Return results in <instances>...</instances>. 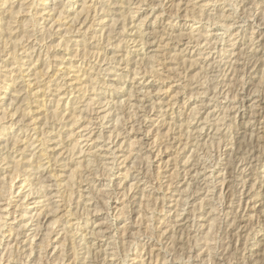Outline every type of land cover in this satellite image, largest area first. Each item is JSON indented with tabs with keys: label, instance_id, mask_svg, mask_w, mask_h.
<instances>
[{
	"label": "rangeland",
	"instance_id": "obj_1",
	"mask_svg": "<svg viewBox=\"0 0 264 264\" xmlns=\"http://www.w3.org/2000/svg\"><path fill=\"white\" fill-rule=\"evenodd\" d=\"M263 76L264 0H0V264H264Z\"/></svg>",
	"mask_w": 264,
	"mask_h": 264
},
{
	"label": "bare ground",
	"instance_id": "obj_2",
	"mask_svg": "<svg viewBox=\"0 0 264 264\" xmlns=\"http://www.w3.org/2000/svg\"><path fill=\"white\" fill-rule=\"evenodd\" d=\"M230 1H231V0H230ZM225 3H226V2H225ZM229 3H230V2H229ZM232 3H233V2H232ZM235 6H236V4H235ZM232 7H234V6H232ZM232 9H233V8H232ZM237 9H238V8H237ZM16 11H17V10H16ZM239 11H240V10H239ZM11 12H12V10H11ZM15 13H16V12H15ZM238 13H239V12H238ZM250 13H251V12H250ZM12 14L14 15V13H12ZM233 14H234V13H233ZM249 15H250V14H249ZM11 16H12V15H11ZM218 16H219V15H218ZM224 16H225V15H223V17H224ZM239 16H240V15H239ZM241 16H242V15H241ZM241 16H240V17H241ZM251 16H252V15H251ZM218 18H219V17H218ZM196 19H197V17H196ZM208 19H209V18H208ZM237 19H238V18H237ZM199 20H200V19H199ZM199 20H198V21H199ZM235 21H236V20H235ZM222 24H223V23H222ZM225 24H226V23H225ZM229 25H230V24H229ZM208 27H209V26H208ZM228 27H229V26H228ZM226 28H227V27H226ZM230 28H231V27H230ZM206 32H207V30H206ZM208 37H209V36H208ZM208 37H207V38H208ZM28 38H29V37H28ZM69 39H70V38H69ZM205 39H206V38H205ZM64 42H65V41H64ZM120 42H121V41H120ZM65 44H66V42H65ZM68 44H69V43H68ZM118 44H120V43L118 42ZM248 45H249V44H248ZM66 46H67V45H66ZM142 46H143V45H142ZM211 46H212V45H211ZM66 50H67V48H66ZM28 55H29V54H28ZM232 55H233V54H232ZM31 56H32V55H31ZM112 59H113V58H112ZM141 59H142V58H141ZM20 60H21V59H20ZM15 61H16V59H15ZM208 63H209V62H208ZM20 68H21V67H20ZM262 72H263V71H262ZM263 77H264V76H263ZM214 78H215V77H214ZM214 78H213V79H214ZM243 85H244V84H243ZM260 88H261V87H260ZM141 89H142V88H141ZM256 90H257V88H256ZM133 91H134V90H133ZM139 91H140V90H139ZM207 91H208V90H207ZM253 91H254V90H253ZM257 91H258V90H257ZM262 91H263V90H262ZM259 92H260V91H259ZM132 93H133V92H132ZM142 93H143V92H142ZM202 93H203V92H202ZM228 93H229V92H228ZM131 95H132V94H131ZM225 95H226V94H225ZM227 95H228V94H227ZM132 96H133V95H132ZM223 96H224V95H223ZM140 98H141V97H140ZM258 98H259V97H258ZM103 101H104V100H103ZM240 102H241V101H240ZM133 104H134V103H133ZM259 104H260V103H259ZM112 105H113V104H112ZM117 105H118V104H117ZM119 105H120V104H119ZM152 105H153V104H152ZM254 106H255V105H254ZM121 107H122V106H121ZM225 108H226V107H225ZM225 108H224V109H225ZM113 109H114V108H113ZM115 109H116V108H115ZM123 109H124V108H123ZM153 109H155V108H153ZM131 110H132V109H131ZM147 110H148V109H147ZM55 112L58 113V111H55ZM108 112H109V111H108ZM135 112H137V111H135ZM120 113H121V112H120ZM225 113H226V112H225ZM60 114H61V113H60ZM62 114H63V113H62ZM117 114H118V113H117ZM103 115H104V114H103ZM106 115H107V114H106ZM106 115H105V116H106ZM113 115H114V114H113ZM119 115H120V114H119ZM119 115H117V117H118ZM121 115H122V114H121ZM57 116H58V115H57ZM115 116H116V114H115ZM206 116H207V115H206ZM117 117H115V119H116ZM263 117H264V116H263ZM77 118H78V117H77ZM79 118H80V117H79ZM79 118H78V120L76 119L75 121L78 122V121H79ZM119 118H120V116L117 118V122H119V121H118ZM90 120H91V119H90ZM120 120H121V119H120ZM75 121H73V122H75ZM114 121H115V120H114ZM205 121H206V120H205ZM72 124H73V123H72ZM116 126H117V125H116ZM201 127H202V126H201ZM201 127H200V128H201ZM133 129H134V128H133ZM201 129H202V128H201ZM114 130H115V129H114ZM50 132H51V131H50ZM71 132H72V134H74V130H73V131H70V134H69V135L72 136ZM119 132H120V131H119ZM47 134H48V133H47ZM99 134H100V133H99ZM102 135H103V134H102ZM102 135H101V136H102ZM71 136H70V137H71ZM74 136H75V135H74ZM117 136H118V135H117ZM108 138H109V136H108ZM87 139H88V138H87ZM45 140H46V139H45ZM47 140H48V139H47ZM73 140H74V139H73ZM75 140H77V139L75 138ZM75 140H74V141H75ZM108 140H110V139H108ZM114 140H115V139H114ZM15 142H16V141H15ZM43 142H44V141H43ZM112 143H113V142H112ZM26 146H27V145H26ZM76 146H77V145H76ZM27 147H28V146H27ZM72 147H73V146H72ZM25 148H26V147H25ZM235 150H236V149H235ZM74 151H75V150H74ZM233 151H234V150H233ZM80 152H81V151H80ZM231 153H232V152H231ZM231 153H230V155H231ZM236 153H237V152H236ZM233 154H234V153H233ZM257 155H259V154H257ZM116 156H117V155H116ZM234 156H235V155H234ZM32 158H33V157H32ZM232 160H233V159H232ZM232 160H231V161H232ZM39 161H40V160H39ZM137 161H138V160H137ZM32 162H33V161H32ZM88 162H89V161H88ZM114 162H115V161H114ZM216 163H217V162H216ZM88 164H89V163H88ZM134 164H135V163H134ZM230 164H231V162H230ZM43 166H44V164H43V163H40V164L37 165L36 168L39 169V168H42ZM206 169H207V168H206ZM198 172H199V171H198ZM227 172H228V171H227ZM212 173H213V172H212ZM212 173H211V174H212ZM18 174H19V173H18ZM223 174H224V173H223ZM197 175H198V174H197ZM222 176H223V175H222ZM49 177H50V176H49ZM231 178H232V177H231ZM12 179H13V178H12ZM45 179H46V178H45ZM225 180H226V179H225ZM243 180H244V179H243ZM256 180H257V179H256ZM11 181H12V180H11ZM39 181L43 183L42 180H39ZM223 181H224V180H223ZM261 181H262V180H261ZM263 181H264V180H263ZM23 182H24V181H23ZM45 182H46V181H45ZM208 182H209V181H208ZM46 183H47V182H46ZM189 183H190V182H189ZM30 184H31V183H30ZM186 184H187V183H186ZM254 184H255V183H254ZM41 185H45V184H41ZM224 185H225V184H224ZM12 186H13V185H12ZM12 186H11V187H12ZM32 186H33V184H32ZM38 186H39V185H38ZM225 186H226V185H225ZM227 186L229 187L230 185L227 184ZM252 186H254V185H252ZM186 187H187V186H186ZM221 187H222V186H221ZM31 188H32V187H31ZM43 188H47V186H46V187L43 186ZM48 188H49V187H48ZM188 188H189V187H188ZM10 189H11V188H10ZM33 189H34V188H33ZM230 189H231V188H230ZM1 190L3 191V189H1ZM1 190H0V191H1ZM31 190H32V189H31ZM48 190H49V189H48ZM225 190H226V189H225ZM2 191H1V192H2ZM1 192H0V193H1ZM9 192H10V191H9ZM79 192H80V191H79ZM11 193H12V192H11ZM33 193H34V192H33ZM44 193H45V192H44ZM57 193H58V192H57ZM114 193H115V192H114ZM116 193H117V192H116ZM230 194H231V193H230ZM0 195H1V194H0ZM3 195H4V194H3ZM43 195H46V194H43ZM53 195H55V194H53ZM109 195H110V194H109ZM126 195H127V194H126ZM49 196H50V195H49ZM29 197H30V196H29ZM62 197H63V196H62ZM88 197H89V196H88ZM44 198H45V197H44ZM79 198H80V197H79ZM180 198H181V197H180ZM62 199H63V198H62ZM181 199H183V198H181ZM185 199H186V197H185ZM226 199H227V198H226ZM54 203H55V202H54ZM49 204H50V203H49ZM46 207H47V206H46ZM181 207H182V205H181ZM4 208H5V207H4ZM48 208H49V207H48ZM212 209H214V208H212ZM216 209H217V208H216ZM57 210H58V209H57ZM50 211H51V212H55V211H56V207H55V206H50L49 212H50ZM215 211H216V210H215ZM67 212H69V211H67ZM224 212H225V211H224ZM70 214H73V213H70ZM0 215H2V214H0ZM37 215H38V214H37ZM37 215H36V216H37ZM1 217H2V216H1ZM129 218H130V217H129ZM214 218H215V217H214ZM0 219H1V218H0ZM233 219H235V218H233ZM218 221H219V220H218ZM0 222H1V221H0ZM233 222H234V221H233ZM55 223H56L55 220H53V222H51V221L49 222V224H48L49 229H48V231L46 230L48 233H51V232H52V229L55 228ZM68 223H69V220H67V221L65 222L64 226L67 227V228H68V227L71 228L70 225L68 226ZM213 223H214V222H213ZM4 224H5V223H4ZM190 225H191V224H190ZM213 225H214V224H213ZM39 226H40V225H39ZM39 226H38V227H39ZM0 228H1V225H0ZM40 228H41V227H40ZM40 228H39V229H40ZM183 228H184V227H183ZM211 228H212V226H211ZM65 229H66V228H65ZM209 229H210V227H209ZM68 231H69V230H68ZM68 231H67V232H68ZM37 232H38V230H37ZM239 234H240V233H239ZM207 235H208V234H207ZM15 236H16V235H15ZM17 236H18V235H17ZM17 236H16V237H17ZM34 236H35V235H34ZM34 236H33V237H34ZM47 236H48V234H47ZM47 236H46V238H47ZM246 236H247V235H246ZM48 237H49V236H48ZM172 237H173V236H172ZM208 237H209V236H208ZM211 237H212V236H211ZM173 238H174V237H173ZM32 239H33V238H32ZM66 239H67V237H66ZM73 240H74V239H73ZM207 240H208V239H207ZM65 241H66V240H65ZM42 242H43V243H42V246L40 245V246H41L40 249H41V248H42V249L45 248L44 245L47 243V242H45V238L42 239ZM247 242H248V241H247ZM245 245H246V244H245ZM244 247H245V246H244ZM226 248H227V247H226ZM244 249H245V248H244ZM225 250H226V249H225ZM30 251H31V250H30ZM43 251H44V250H43ZM8 252H9V251H8ZM10 252H11V251H10ZM39 252H40V251H39ZM127 252H128V251H127ZM150 252H151V251H150ZM224 252H225V251H224ZM263 253H264V249H263ZM49 254H50V253H49ZM232 254H233V253H232ZM253 254H254V253H253ZM253 254H252V255H253ZM28 255H29V254H28ZM230 255H231V254H230ZM257 255H258V253H257ZM87 256H88V255H87ZM114 256H115V254H114ZM1 257H2V256H1ZM12 257H13V256H12ZM187 257H188V256H187ZM208 257H209V256H208ZM261 257H262V256H261ZM38 258H39V257H38ZM241 258H242V257H241ZM252 258H253V257H252ZM8 259H9V258H8ZM209 259H210V258H209ZM122 260H123V258H122ZM178 260H179V259H178ZM256 260H257V259H256ZM215 261H216V260H215ZM257 261H258V260H257ZM253 262H254V261H253ZM259 262H260V261H259ZM259 262H257V263H259ZM7 263H8V262H7ZM213 263H214V262H213ZM226 264H227V263H226Z\"/></svg>",
	"mask_w": 264,
	"mask_h": 264
}]
</instances>
